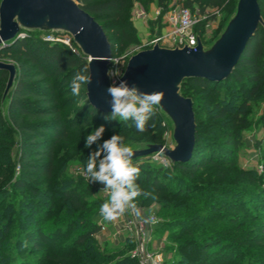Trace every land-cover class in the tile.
<instances>
[{
    "label": "trees",
    "instance_id": "16d2710c",
    "mask_svg": "<svg viewBox=\"0 0 264 264\" xmlns=\"http://www.w3.org/2000/svg\"><path fill=\"white\" fill-rule=\"evenodd\" d=\"M133 1L80 0L81 7L102 26L110 42L111 57L113 58L118 57L131 45L139 42L136 30L130 20ZM135 1L145 4L152 0ZM154 1L162 12L171 6L181 4L187 8L196 7L200 15H210L212 19L216 15L215 12L209 14L210 10H217L224 15V20L230 17L236 5V0ZM258 4L264 21V0H258ZM3 58H9L23 68V72L17 77L8 95L7 112L12 114L14 122L20 124V130L29 138L25 142V146L32 149L31 154L25 151L20 155L22 171H26L27 174L18 178L14 186L28 188L34 195L39 190L30 187L31 185L26 179L37 174L47 182V190L50 193H44V195L51 198L49 203L51 206L45 211L50 218H40L41 221H37L39 228L36 226L29 230L27 227L26 234L23 235L22 231L24 232L26 225H23V229L22 225L14 227L13 236L18 245L12 255V264H45L49 259L52 262L58 259L60 264H123L130 261L131 257L128 258L125 254L120 256L118 250L100 249L94 236L99 231L98 212L105 199L94 197L95 186L80 182L77 188V185H71L75 178L65 177L63 172L58 176L54 174L57 159L56 147L62 143H68L71 146L73 144L70 140L72 131L90 134L101 125L105 126V132L100 143L109 139L113 134L122 135L125 143H128L132 136L149 134L152 131V125L155 122L154 115L158 113L157 110L147 122L144 132H138L133 121H119L118 123L123 122L125 125L115 126L112 124L114 121L105 120L104 117L109 113L100 112L88 103L85 93L86 85H82L81 93L77 98L71 93L70 79L87 64V59L81 53L73 52L70 47L61 42L43 40L38 33L17 37L4 46H0V59ZM7 75L6 71L0 69V80ZM184 80L188 85L181 86L183 96L192 95L195 100L194 93L198 90L197 96L202 95L207 98L205 107L216 112L215 118L224 119V121L228 118L234 120L232 123L229 122L231 130L224 135L222 147L219 150L223 154L224 163L230 164L231 161L228 160L237 149L236 128L238 125L245 124V120L241 117L247 111L248 101L251 97L258 95L264 84V28L261 25L258 26L234 70L226 79L219 82L201 77ZM2 88L0 86V92ZM76 101H80L81 106L67 114L68 106ZM196 104L197 102L193 101L195 114ZM0 124H2L1 115ZM233 128L235 131H232ZM200 136L196 130L195 144L190 157L185 161L172 163L171 167L155 165L150 161L134 164L140 169L136 183L151 193L150 199L161 198L159 206L160 214L163 217L174 218L178 207L180 206L179 209L184 207L182 201L179 200L169 204L167 201L171 198L188 197L189 201L195 199L186 196L190 194L189 186L181 187L178 184V172L192 174L203 165L212 163L215 157L214 148L207 145L200 146ZM75 142L79 153L77 159L86 163L89 154L95 150L96 145L85 148L86 137L78 138ZM242 173L248 180L252 177L248 170ZM23 177L26 178L23 179ZM80 191L87 194L88 202L85 198L83 200ZM93 197L94 199H92ZM195 215L200 218L198 213ZM209 218L211 217L207 215L206 219ZM175 219H178V223H180L184 217ZM228 220H231V223L236 221L231 217ZM76 224L79 225L72 228ZM71 228L73 232L68 233ZM195 228L197 229L198 226H187L184 231L173 235V237H179L184 232L190 236L177 240L175 244L177 258L173 260L172 264H241L237 256L227 247L223 250L217 248L221 239L227 240L230 237L204 234L201 232L202 227L196 230L199 231L197 234L191 235ZM6 230L8 229L6 228ZM52 234L54 236H50ZM67 235L72 241L73 250L53 254L49 251L44 253L43 257L39 255L37 262L32 259L33 256L26 255L24 250L18 248L20 246L26 250L32 248V251H42L44 247H55L58 236L66 237ZM25 238H31L33 244L30 246ZM187 250L191 253L186 254ZM133 259L138 264L136 258ZM8 263L11 264L10 261ZM245 264H249V262Z\"/></svg>",
    "mask_w": 264,
    "mask_h": 264
},
{
    "label": "rangeland",
    "instance_id": "374dc122",
    "mask_svg": "<svg viewBox=\"0 0 264 264\" xmlns=\"http://www.w3.org/2000/svg\"><path fill=\"white\" fill-rule=\"evenodd\" d=\"M135 7L144 11V19L137 20L133 17ZM171 8L172 6L164 10V12ZM189 9L193 14L200 16V21L195 24L193 29L198 36V41L205 49H209L224 31L228 20L236 10V5L233 13L225 20L223 19L224 15L217 10H210L209 14L215 12L216 15L212 19L210 15H208L209 17L200 15L196 7ZM130 10V20L136 30L139 42L131 45L127 50L119 54L118 57H111L108 66L109 72L118 70L119 73L118 78L117 76H109L111 84L113 80H118L121 77L127 60L133 54L140 51V46L158 36L161 29H164V24L161 21V15L164 12L161 11L154 0L145 2V4L134 0ZM157 12H159V15H157ZM261 26L264 28V21ZM32 33H38L39 37L46 41L61 42L75 49L76 53L82 54L72 36L62 30L38 28L21 30V34L24 37ZM158 45L160 47L170 48L167 43L158 42ZM0 61L11 64L15 71L12 84L7 90L6 86L9 76L7 70L3 69L8 75L0 80V86L3 87L0 92V115L2 116V124H0V264H9V261L12 264V255L15 253L16 246L18 245L13 236L14 227L22 225L23 229V225H26V227L24 226V232L22 231L23 235H25L27 227L29 230L36 228L38 225L37 221H41L40 218H50V216L46 215L47 213L45 211L51 206L49 205L51 198L46 197L48 195H44V193H50L47 190V182L37 174L26 179L30 183V187L39 190L34 195L31 194L28 188L14 186L18 178L27 174L26 171H22V165L19 159L20 155L25 151L29 152V154L32 152L29 146H25V142L29 138L20 130V124L14 122L12 114L10 115L7 112L8 95L17 77L23 72V68L9 58H3ZM182 85H188L186 80H182L179 84L180 93ZM198 93V90L194 93L195 100L192 95L187 97L191 99L192 104L193 101L197 102V110L196 114L194 113V118L196 120V130L201 135L199 139L200 146L207 145L212 147V149L214 148L215 157L212 163L203 165L192 174L178 172V184L181 187L189 186L190 194L186 196L195 199L189 201L187 200L188 197H176L168 200L167 202L169 204L175 203L174 201L178 200L184 204L182 209H179V206L177 211H175L174 218H166L160 214V197L150 199L149 196H139L136 198L135 203L137 206L147 214L154 215L157 219L152 249L153 251L160 252L164 264H172L173 260L177 258L175 252L177 240L190 236L184 232L179 237H173V235L184 231L187 226H198L191 235L197 234L199 231L196 230L202 227L201 232L204 234L230 237L227 240L221 239L217 248L223 250L227 247V249L231 250L237 256L241 264H245L246 262H249V264H264V84L258 95L251 97L248 101L247 111L241 117L245 120V124L238 125L236 128L237 149L235 154L228 160L231 161L230 164L224 163L223 154L219 150L222 147L224 135L231 130L229 122L232 123L234 120L228 117L226 121L215 118L214 115L216 112L210 111L209 107H205L207 98L202 95L197 96ZM65 98L68 99L69 97ZM65 98L64 100H66ZM81 104L80 101H76L68 106L66 110L67 114L79 108ZM229 107L232 108L231 105ZM155 110L158 113L154 115L155 122L152 125V131L149 134L134 135L126 143L132 146L134 151L149 148L153 145H162L169 149L174 148L173 122L159 106ZM118 122L119 120L114 121L112 124L115 126L125 125L123 122ZM87 135L89 133L82 134L81 132L75 133V131H72L70 140H72L71 142L73 144L70 146L68 143H62L56 147L57 159L54 174L58 176L63 172L62 174L65 177L75 178L71 185H77V188L80 182L95 186L94 197L99 199L104 198L106 200L107 196L99 189L100 183L89 182L85 178V163L77 159L79 153L78 149H76L77 143L75 141L78 138L87 137ZM149 156L135 157L133 158V162L137 164L142 161H148L147 158ZM152 164L158 165L155 162ZM246 170L251 172V175H249L252 177L249 180L242 173ZM140 188L144 192H149L145 187ZM80 192H82L83 200L84 198L87 200V194L83 191ZM197 213L200 218L195 217ZM207 215L211 218L206 219ZM180 217H184V219L178 223V219L175 218ZM230 217L236 219V221H232L231 223V220H228ZM34 219L37 220L35 221ZM78 225L76 224L72 228H76ZM6 228L8 230L5 231ZM72 228L68 233L73 232ZM113 231L112 228H109L102 233L97 232L95 234L94 239L100 246V249L118 250L120 256L125 254L128 258H132L123 264H136L132 256L134 239L130 236L129 232L115 234ZM50 236H54V234ZM68 236H58L55 247H44L42 251H32V248L26 250L20 246L18 248L22 251L24 250L26 255L33 256L32 259L37 262L39 261V255L43 257L46 252L50 251L53 254L73 250L71 246L72 241ZM25 239L28 240L27 242L30 246L33 244L31 238ZM190 253L191 251H186V254ZM57 260L52 262L49 259L45 264H60Z\"/></svg>",
    "mask_w": 264,
    "mask_h": 264
},
{
    "label": "water",
    "instance_id": "95a60500",
    "mask_svg": "<svg viewBox=\"0 0 264 264\" xmlns=\"http://www.w3.org/2000/svg\"><path fill=\"white\" fill-rule=\"evenodd\" d=\"M262 24L258 0H238L233 16L209 49L199 41L194 47L154 45L127 60L119 79L137 85L142 91L163 92L159 108L173 122L175 142L173 149L153 145L134 151L133 158L160 152L175 163L190 157L196 133L193 104L179 92V84L187 78L201 77L214 82L226 79ZM29 28L62 30L72 36L90 65L92 82L86 85L87 101L96 110L110 113L111 97L106 92L111 85L110 42L102 26L81 7L80 0H0V46L23 36L21 30ZM0 69L9 72L7 90L12 84L14 67L0 61Z\"/></svg>",
    "mask_w": 264,
    "mask_h": 264
},
{
    "label": "clouds",
    "instance_id": "9594fccd",
    "mask_svg": "<svg viewBox=\"0 0 264 264\" xmlns=\"http://www.w3.org/2000/svg\"><path fill=\"white\" fill-rule=\"evenodd\" d=\"M110 77H119L118 70L108 73ZM113 80L106 92L111 97L108 101L111 112L105 120L133 121L138 132L146 130V124L155 114V109L161 104L163 92L142 91L137 85H129L127 80ZM90 65H85L70 81L73 96H79L82 85H90ZM105 126L101 125L86 137L85 148H96L92 151L84 166V175L89 182H98L104 187L102 192L107 199L100 205V215L103 220L112 222L125 213H130L138 219H144L140 208L135 203L139 196H150L136 183L140 169L133 163L134 148L125 143L120 134H113L100 143ZM146 223H154L151 218Z\"/></svg>",
    "mask_w": 264,
    "mask_h": 264
},
{
    "label": "built area",
    "instance_id": "2783aa9c",
    "mask_svg": "<svg viewBox=\"0 0 264 264\" xmlns=\"http://www.w3.org/2000/svg\"><path fill=\"white\" fill-rule=\"evenodd\" d=\"M157 15H159V12H157ZM161 16L164 29H161L158 36L140 46V50L158 45V42L167 43L170 48H182L184 46L194 47L197 44L198 36L193 28L200 19L199 15L193 14L187 7L175 5L171 9L165 11ZM133 17L137 20H142L145 18V13L143 10L135 7ZM71 49L75 52V49ZM147 160L152 163L155 162L163 167H168L172 164L170 159L160 152L150 154ZM103 187L102 184H99V189L102 190ZM104 194L107 196L106 193ZM140 210L144 219H138L130 213H125L115 221L110 222V224H108V221L103 220L100 212H98V232L102 233L109 228H112L115 234L129 232L130 236L134 239L132 256L136 258L138 264H164L160 252L153 251L152 249L157 219L154 215H149L142 209ZM149 218L153 219L155 222L146 223L145 220Z\"/></svg>",
    "mask_w": 264,
    "mask_h": 264
}]
</instances>
